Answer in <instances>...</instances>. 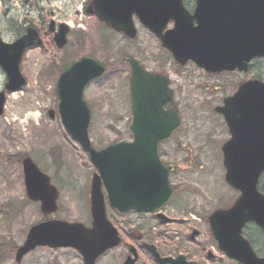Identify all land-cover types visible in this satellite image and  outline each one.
<instances>
[{
    "label": "rangeland",
    "instance_id": "1",
    "mask_svg": "<svg viewBox=\"0 0 264 264\" xmlns=\"http://www.w3.org/2000/svg\"><path fill=\"white\" fill-rule=\"evenodd\" d=\"M30 1L32 7L24 8V0H0V27L12 28L14 25L9 22L13 20L22 25L26 12L30 13V19L37 20L40 18L37 12L44 8L48 20L67 23L72 31L65 50L58 51L48 34L47 48L26 54L23 73L28 86L8 95L5 115L0 118V246L4 249L0 264H16L15 251L23 245L30 228L44 219L40 205L27 199L19 162L25 157L32 158L61 193L60 213L52 218L90 224V184L96 169L65 132L59 117L51 120L48 114L50 110H58L55 91L61 69L85 56L107 66L105 76L85 92L92 110L90 138L97 150L132 140L130 70L123 60L138 59L147 70L169 76L173 107L180 115L181 126L160 145L161 159L173 168L171 184L178 190L165 209L173 220L166 226V241L174 236L177 256H195L196 260L203 250V264H235L221 254L205 222L213 212L231 207L240 197L226 182L222 148L231 137L216 109L223 107L224 100L246 81L253 77L264 81V60L255 62L249 73L209 76L191 63L178 66L159 40L139 24L134 40L111 32L84 14L82 7L87 0ZM6 10L8 16L4 15ZM6 33L4 38H13L12 30ZM4 84L5 76L0 71V90ZM194 230L200 236L192 243L189 236ZM252 230L254 247L264 257V235L257 228ZM208 253L218 259L209 261ZM22 264H83V261L72 250L41 248L28 255ZM98 264L111 261L104 259Z\"/></svg>",
    "mask_w": 264,
    "mask_h": 264
},
{
    "label": "water",
    "instance_id": "2",
    "mask_svg": "<svg viewBox=\"0 0 264 264\" xmlns=\"http://www.w3.org/2000/svg\"><path fill=\"white\" fill-rule=\"evenodd\" d=\"M94 6L102 21L131 38L136 36L132 17L138 15L182 65L193 61L211 73L247 71L253 59L264 57V0H198L194 18L184 11L182 0H96ZM171 20L176 29L163 34ZM194 20L197 28L193 27ZM51 29L54 31V23ZM68 32V27L62 25L55 36L58 48L67 45ZM41 43L35 30L13 45L0 42V66L7 75V91L14 93L27 85L20 63L28 48ZM127 62L133 70L131 131L135 141L101 152L91 146L90 111L83 93L91 81L104 75L106 67L85 58L65 68L57 87L62 121L99 171L92 180L93 228L60 221L35 226L17 252L18 264L38 247L76 249L84 264H95L106 251L117 247L120 239L106 216L103 186L112 207L122 213H155L172 200L174 190L169 186L168 171L158 156V143L169 138L180 125L175 111L164 110L170 100L168 79L145 72L135 60ZM5 103L6 94L0 93V116L4 115ZM218 112L224 116L232 137L223 148L226 180L242 195L231 210L212 216V231L229 258L241 264H264V259H259L242 237L243 227L249 222L264 231V195L258 191L264 173V84H245ZM50 115L54 118L53 112ZM23 169L29 199L41 202L43 214L56 213L59 194L51 179L30 158L24 159ZM173 264L188 263L180 257Z\"/></svg>",
    "mask_w": 264,
    "mask_h": 264
},
{
    "label": "flooded vegetation",
    "instance_id": "3",
    "mask_svg": "<svg viewBox=\"0 0 264 264\" xmlns=\"http://www.w3.org/2000/svg\"><path fill=\"white\" fill-rule=\"evenodd\" d=\"M93 2L94 0H87L85 2L84 7H82V11L86 15L88 14V12H92V16H93L92 18H94L97 22H100L105 27V25L95 15L96 12H95V9L93 8ZM183 5H184L186 12L192 18H194L198 11V1L197 0H183ZM29 6L32 7V2L30 0H24L23 7L29 8ZM44 12H46V9L44 8H41L40 11L37 12V14L40 17L37 20L32 19V18L30 19V13L26 12L23 15L24 23L22 25L20 24V22H16L15 20H13L9 22V23H13L14 26L12 28L11 27H7V28L0 27V37L2 41L6 44H13L19 39H21L22 37H24L25 35H27L30 29H35L39 37L43 41V45L40 49L47 48V43L48 44L50 43V41L47 42L48 40L47 38L49 35L51 36V38H53V35L49 28L50 20H48V16H46ZM8 14H9V10H6L4 12V15L8 16ZM134 20L138 22L137 17H134ZM16 23H19V25H16ZM173 24H174L173 22L170 23V29H173L174 27ZM193 24H194V27H198V23L196 20H194ZM0 25H2V21H0ZM60 25L61 23L60 24L57 23L56 29H58ZM107 29L116 34L115 30L108 28V27ZM11 30H12V33H14L13 38L12 39L4 38L5 34H7L6 32L11 31ZM34 49H38V48H34ZM31 50L33 49H29L26 52V54L30 52ZM23 63H24V60L21 64L22 69H23ZM157 73L162 74L160 71H157ZM209 76H212V75H209ZM170 109H172V105L166 106V110H170ZM169 172H170V175L173 174L174 172L173 168H170ZM108 217L111 220V222L114 224V226L117 228V230L119 231L122 242L118 248L105 253L99 259L98 263L103 261L104 259H108L111 261V264L115 262H117L118 264H128V263L131 264L133 261H134L133 264H162V262H160L161 259L176 260L180 256V255L177 256L175 254L176 248H175V243L173 242V240L175 239L174 236H171L169 241H166L168 240L166 239V236H167L166 226L169 225L170 223L162 222L156 215H139L135 212H132L129 214H121L118 211L110 209L108 212ZM205 222L209 229V234L212 236V230L210 226V217H207ZM195 234L197 236H200V233L197 230H194L193 233L189 236V240H191L192 243L195 242L196 240L194 238ZM149 247H153L158 257H156L154 253H152V251H150ZM76 254L80 258L79 254L78 253ZM203 254H204V251L202 250L201 257H198L199 259L197 258L195 260V256L191 258L186 257V259L188 262H195L198 264H203V259H204ZM207 259L209 261L214 262L218 258L212 253H208ZM168 264H171V262H169Z\"/></svg>",
    "mask_w": 264,
    "mask_h": 264
},
{
    "label": "trees",
    "instance_id": "4",
    "mask_svg": "<svg viewBox=\"0 0 264 264\" xmlns=\"http://www.w3.org/2000/svg\"><path fill=\"white\" fill-rule=\"evenodd\" d=\"M19 162H21V160H19ZM260 188L264 190V183H262V185H260Z\"/></svg>",
    "mask_w": 264,
    "mask_h": 264
}]
</instances>
